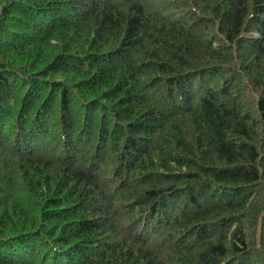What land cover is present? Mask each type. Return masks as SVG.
Segmentation results:
<instances>
[{
  "label": "trees",
  "instance_id": "1",
  "mask_svg": "<svg viewBox=\"0 0 264 264\" xmlns=\"http://www.w3.org/2000/svg\"><path fill=\"white\" fill-rule=\"evenodd\" d=\"M0 264H264V0H0Z\"/></svg>",
  "mask_w": 264,
  "mask_h": 264
}]
</instances>
